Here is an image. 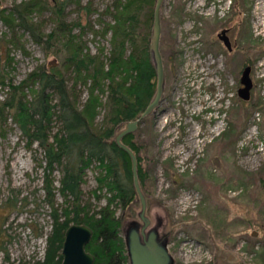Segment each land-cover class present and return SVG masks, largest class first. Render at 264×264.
Masks as SVG:
<instances>
[{"label":"rangeland","instance_id":"obj_1","mask_svg":"<svg viewBox=\"0 0 264 264\" xmlns=\"http://www.w3.org/2000/svg\"><path fill=\"white\" fill-rule=\"evenodd\" d=\"M21 1L26 0L0 3L11 6ZM87 1L81 0L82 4ZM91 1L102 11L112 0ZM217 3H162L164 91L158 107L133 132L147 171L142 187L149 219L146 230H156L172 264H264V163L249 153L253 134L264 133V38L254 32L256 0H232L230 6L225 0L224 10ZM73 7H65L68 21L75 18ZM49 17V13L43 15L47 32L53 26ZM91 20L99 30L98 14L93 13ZM226 28L231 51L218 39ZM6 31L0 20V38ZM82 38L91 53L102 46L108 54L110 33L102 38L87 32ZM23 39L29 54L12 48L10 52L14 84L38 65L56 61L28 34ZM4 56L0 51V58ZM248 65L253 86L250 99L244 101L237 92ZM84 88L77 85L79 108L87 99ZM7 90L0 87V101ZM97 113L94 122L99 124L103 110ZM44 163L38 144L27 147L18 127L8 119L7 130L0 136V264H38L44 256L52 222L43 190ZM96 164L84 171L81 185V205L91 211L110 196L105 189L97 190L100 198L93 193ZM51 177L58 187L60 172L54 171ZM55 200L62 202L58 194ZM112 208L124 238L133 226L141 227L138 196L126 208L118 203Z\"/></svg>","mask_w":264,"mask_h":264},{"label":"trees","instance_id":"obj_2","mask_svg":"<svg viewBox=\"0 0 264 264\" xmlns=\"http://www.w3.org/2000/svg\"><path fill=\"white\" fill-rule=\"evenodd\" d=\"M155 1L112 0L102 11L94 8L91 0L85 4L81 0H26L11 6L0 3V20L7 30L0 38L1 55H5L0 58V87L8 88L0 101V136L10 119L27 147L36 143L44 154L43 190L52 222L38 264H60L65 230L71 224L91 228L85 248L94 255L93 264H129L121 221L112 204L126 208L137 194L130 157L114 138L121 125L139 117L155 94L156 72L149 52ZM69 4L74 6L75 18L68 21L65 7ZM45 13L53 23L48 32ZM93 13L98 14L99 30L91 20ZM87 32L102 38L110 33L108 54L102 46L95 53L88 50L82 38ZM25 34L57 64L38 65L14 84L11 72L15 62L10 52L12 48L29 54ZM78 84L87 92L82 108ZM99 108L103 116L96 124ZM133 135L123 136L121 142L136 156L142 190L147 171ZM94 162L98 173L93 193L100 198L97 190L105 189L110 196L91 211L80 199L84 171ZM54 171L60 172L58 187L53 185ZM56 194L61 203L56 202Z\"/></svg>","mask_w":264,"mask_h":264},{"label":"water","instance_id":"obj_3","mask_svg":"<svg viewBox=\"0 0 264 264\" xmlns=\"http://www.w3.org/2000/svg\"><path fill=\"white\" fill-rule=\"evenodd\" d=\"M163 0H156L153 10V22L149 40V52L156 72V90L153 98L144 108L138 118L128 121L124 128L115 135V143L123 149L130 157L133 185L140 201L139 218L141 227L133 226L125 236L129 264H172L171 256L167 250L166 244L158 239L155 230L147 231L149 219L146 216V198L141 190L138 174L137 159L133 151L121 142V138L129 133H133L139 122L160 104L164 91V67L160 52V34H161V7ZM227 29H222L218 34V39L223 43L228 51L232 50V45ZM56 61L48 62V67L55 66ZM251 66H245L240 78L241 87L238 89L240 99L247 101L250 99V91L253 86L250 77ZM92 230L84 224H71L66 230L64 241L61 249L62 259L60 264H93L94 255L85 248L90 241Z\"/></svg>","mask_w":264,"mask_h":264},{"label":"built area","instance_id":"obj_4","mask_svg":"<svg viewBox=\"0 0 264 264\" xmlns=\"http://www.w3.org/2000/svg\"><path fill=\"white\" fill-rule=\"evenodd\" d=\"M223 1V2H222ZM228 1V6L231 5L232 0ZM225 0H218V8H223ZM221 10V9H220ZM254 16H255V25L254 32L257 36L264 38V0H256L254 5ZM257 121H260L259 114L256 116ZM253 129L256 127V124H253ZM249 153L251 156H255L259 159L258 163H264V133L255 132L253 134V139L249 147Z\"/></svg>","mask_w":264,"mask_h":264},{"label":"flooded vegetation","instance_id":"obj_5","mask_svg":"<svg viewBox=\"0 0 264 264\" xmlns=\"http://www.w3.org/2000/svg\"><path fill=\"white\" fill-rule=\"evenodd\" d=\"M227 29V28H226ZM227 32H228V29H227ZM227 32H226V34H227Z\"/></svg>","mask_w":264,"mask_h":264}]
</instances>
